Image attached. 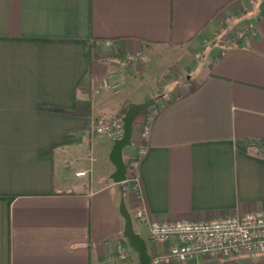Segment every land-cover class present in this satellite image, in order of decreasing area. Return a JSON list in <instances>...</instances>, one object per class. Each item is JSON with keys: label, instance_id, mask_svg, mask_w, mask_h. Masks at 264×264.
Instances as JSON below:
<instances>
[{"label": "crops", "instance_id": "crops-1", "mask_svg": "<svg viewBox=\"0 0 264 264\" xmlns=\"http://www.w3.org/2000/svg\"><path fill=\"white\" fill-rule=\"evenodd\" d=\"M147 76L179 98L148 124L138 113L122 150L127 165L146 147L137 182L116 183V137L91 125L153 97ZM122 199L154 253L168 244L149 239L137 209L158 221L264 211V0H0V264H117L130 249ZM173 264H264V253Z\"/></svg>", "mask_w": 264, "mask_h": 264}, {"label": "built area", "instance_id": "built-area-1", "mask_svg": "<svg viewBox=\"0 0 264 264\" xmlns=\"http://www.w3.org/2000/svg\"><path fill=\"white\" fill-rule=\"evenodd\" d=\"M253 28L249 22L238 36H244ZM141 53H130L126 60L133 62L144 60ZM107 85V79L103 80ZM123 132L121 118L96 117L91 125V133L109 137H119ZM149 127L142 131V137L147 138ZM145 146H141L138 155L144 154ZM137 161L130 163L133 169ZM77 175H85L81 170ZM137 182V177L132 178ZM135 216L145 221L148 237L155 242L167 243L165 251L155 253L151 257L152 264L182 263L200 254L211 257H231L243 251L264 253V211L247 212L240 215H227L209 220H150L144 209L135 211ZM130 247V246H129ZM131 249V248H130ZM120 250L117 254V264H130L132 250Z\"/></svg>", "mask_w": 264, "mask_h": 264}, {"label": "water", "instance_id": "water-1", "mask_svg": "<svg viewBox=\"0 0 264 264\" xmlns=\"http://www.w3.org/2000/svg\"><path fill=\"white\" fill-rule=\"evenodd\" d=\"M154 102L153 98L140 103L131 104L121 117L123 122V132L120 137L114 139L109 152V160L114 165V171L110 174L111 179L118 183L127 179L126 163L123 158L122 150L131 143L132 127L135 117L138 113L151 106ZM119 212L123 217V236L125 237L130 248L136 253L139 264H152L151 257L148 252L146 240L133 229L132 217L125 206L122 199L119 204Z\"/></svg>", "mask_w": 264, "mask_h": 264}, {"label": "rangeland", "instance_id": "rangeland-1", "mask_svg": "<svg viewBox=\"0 0 264 264\" xmlns=\"http://www.w3.org/2000/svg\"><path fill=\"white\" fill-rule=\"evenodd\" d=\"M166 72V70L164 71V73ZM163 79L165 78V76L162 77ZM161 80V79H160ZM191 85V84H190ZM171 88V87H170ZM178 89H181L180 92L184 91L185 89L184 88H178ZM156 91V84H155V81L153 79H150L149 76H147L146 78H144V80L142 81V95L143 96H146V94L150 91ZM169 90V85H166L165 87H163L162 89H158L156 94L153 96V97H150V98H153L154 99V102L151 106L141 110L139 113H142V123L143 124H148V122L150 121V118L155 114V112L163 105L166 104V102H168L169 100H167L165 98V95L166 93L168 92ZM179 91H176L174 90L173 92H170L169 93V98H173L174 96H176L177 94L180 93ZM149 98V99H150ZM136 118V117H135ZM121 136V135H120ZM119 136V137H120ZM128 147V146H125L124 149ZM128 165L130 167V160H128ZM131 168L130 167V171L131 172ZM134 256H135V260H136V253H134ZM136 263L139 264L136 260Z\"/></svg>", "mask_w": 264, "mask_h": 264}, {"label": "trees", "instance_id": "trees-1", "mask_svg": "<svg viewBox=\"0 0 264 264\" xmlns=\"http://www.w3.org/2000/svg\"><path fill=\"white\" fill-rule=\"evenodd\" d=\"M178 98H179L178 96L174 97L172 100L166 102L165 106H168V105L172 104V103H173L175 100H177ZM140 158H141V155H137V156H135L134 158H132V159L130 160V163L133 162V161H137V162H138ZM130 167H131V165H130ZM130 167H129L128 164L126 165V169H127V168L129 169ZM129 170H130V169H129ZM134 176H135V170H134L133 168H131V172H129L127 178H129V177L133 178ZM148 252H149V254H150V257H152V256L155 254L154 252H151L149 249H148Z\"/></svg>", "mask_w": 264, "mask_h": 264}]
</instances>
